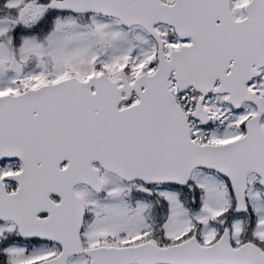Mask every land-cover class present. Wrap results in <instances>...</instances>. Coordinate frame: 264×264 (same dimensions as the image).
I'll return each instance as SVG.
<instances>
[{
    "label": "snow or ice",
    "instance_id": "snow-or-ice-1",
    "mask_svg": "<svg viewBox=\"0 0 264 264\" xmlns=\"http://www.w3.org/2000/svg\"><path fill=\"white\" fill-rule=\"evenodd\" d=\"M0 264H264V0H0Z\"/></svg>",
    "mask_w": 264,
    "mask_h": 264
}]
</instances>
